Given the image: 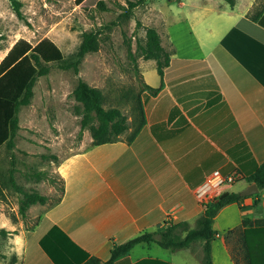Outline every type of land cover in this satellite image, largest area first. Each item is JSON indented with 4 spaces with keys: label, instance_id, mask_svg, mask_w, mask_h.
<instances>
[{
    "label": "crops",
    "instance_id": "crops-1",
    "mask_svg": "<svg viewBox=\"0 0 264 264\" xmlns=\"http://www.w3.org/2000/svg\"><path fill=\"white\" fill-rule=\"evenodd\" d=\"M236 9L216 4V26L204 37L188 32L176 40L167 29L175 50L163 90L142 94L144 126L132 142L126 132L58 169L64 195L23 234L22 264H87L92 258L104 264L115 246L145 231L179 222L194 228L205 211L195 191L212 172L236 175L221 193L240 194L251 185L247 177L264 162V12L256 21L251 7L241 14ZM160 85L161 79L151 87ZM244 216L264 219V189L220 210L213 264H246ZM201 258L202 243L178 251L151 243L114 264H202Z\"/></svg>",
    "mask_w": 264,
    "mask_h": 264
},
{
    "label": "rangeland",
    "instance_id": "rangeland-1",
    "mask_svg": "<svg viewBox=\"0 0 264 264\" xmlns=\"http://www.w3.org/2000/svg\"><path fill=\"white\" fill-rule=\"evenodd\" d=\"M18 1L21 17L9 0H0V63L19 40L36 45L49 39L67 61L75 57L85 33L99 32L100 48L85 56L78 73L58 63L49 64V74L35 82L31 104L20 108L14 147L5 144L0 148V232H8L0 233V264L21 263L18 252L23 234L62 195L65 180L58 169L92 145L90 130L81 132L83 105L73 96L79 80L103 93L105 109L116 108L127 116L129 129L124 133L129 136L140 122L138 94L144 82L150 86L160 83L156 61L145 59L138 47L146 45L147 29L157 30L171 54L175 49L168 28L175 31L176 40L188 32L204 37L206 29L216 26V4L230 10L224 0H148L126 17V0H104V10L97 6L85 10L77 0ZM263 5L264 0H236L235 12L241 14L249 6V14L255 15ZM38 172L47 173L53 182L37 181L32 175ZM11 177L22 192L13 186ZM24 192H38L50 200L47 205L31 206L23 218L19 210Z\"/></svg>",
    "mask_w": 264,
    "mask_h": 264
},
{
    "label": "trees",
    "instance_id": "trees-1",
    "mask_svg": "<svg viewBox=\"0 0 264 264\" xmlns=\"http://www.w3.org/2000/svg\"><path fill=\"white\" fill-rule=\"evenodd\" d=\"M14 11L19 17L22 16L21 2L9 0ZM83 4L85 10L93 6L106 9L104 0H77ZM127 6L124 7L126 17H130L140 5L148 0H126ZM231 8L236 5V0H224ZM264 12V5L253 15V19L259 21ZM147 42L145 46L139 45V49L147 60L156 61V69L161 79L158 88H152L144 82L138 94L140 122L128 138L132 142L145 124V114L142 103V94L147 91L152 96H157L164 88V69L170 63L171 54L162 45L160 34L154 28L146 31ZM100 48L99 32H89L83 35L82 42L76 52L75 57L67 61L61 49L51 40L44 39L36 45H32L26 40H19L11 48L8 54L0 63V148L7 144L14 147V137L20 126L18 113L20 108L31 104L34 96V85L38 78L49 74L51 63H58L62 69H72L75 73L79 72L80 65L85 56L89 53L97 52ZM129 54L134 63L136 59L129 47ZM76 101L83 105L81 132L88 128L91 132L93 142L91 146H100L117 141L118 136L129 129L127 116L119 109H105L103 93L83 80H79L73 91ZM96 120L97 125L91 122ZM37 181L48 180L53 182V178L45 172H38L32 175ZM247 182L256 184L260 190L264 189V162L247 177ZM11 183L19 192L22 190L15 184L11 177ZM62 195L55 203L62 199L65 192V184L60 187ZM24 199L20 205V214L23 218L27 217V211L33 205H47L50 198L38 192H24ZM221 193L212 203L208 204L205 211L198 217L196 226L191 228L187 222L168 223L163 229L156 232L145 231L131 240L115 246L111 251L110 259L104 264H114V262L127 254L139 244L156 243L164 249L178 251L190 248L195 244L202 243V264H213L212 262V243L216 239L217 232L214 229V221L218 213L224 207L232 204H241L247 197L239 193L229 192L222 197ZM38 223V222H37ZM37 225V224H36ZM35 225V226H36ZM34 226V227H35ZM245 230L242 234L243 247L245 252L246 264H264V219L251 220L247 216L243 218ZM34 227L32 229H34ZM30 229V230H32ZM7 235L5 229L0 232ZM22 264V262L20 263ZM87 264H103L101 260L92 258Z\"/></svg>",
    "mask_w": 264,
    "mask_h": 264
},
{
    "label": "built area",
    "instance_id": "built-area-1",
    "mask_svg": "<svg viewBox=\"0 0 264 264\" xmlns=\"http://www.w3.org/2000/svg\"><path fill=\"white\" fill-rule=\"evenodd\" d=\"M235 179L236 175L224 176L219 170L212 172L195 191L201 205L206 208L208 204L212 203L221 194L223 188L232 184Z\"/></svg>",
    "mask_w": 264,
    "mask_h": 264
},
{
    "label": "water",
    "instance_id": "water-1",
    "mask_svg": "<svg viewBox=\"0 0 264 264\" xmlns=\"http://www.w3.org/2000/svg\"><path fill=\"white\" fill-rule=\"evenodd\" d=\"M260 191V189L258 188V186L256 184H251L250 186H248L245 190H243L240 195L243 197H248V196H252L257 194ZM229 192H225L222 197L228 195Z\"/></svg>",
    "mask_w": 264,
    "mask_h": 264
}]
</instances>
